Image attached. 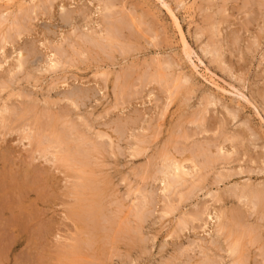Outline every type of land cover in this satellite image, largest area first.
<instances>
[{"label": "rangeland", "instance_id": "1", "mask_svg": "<svg viewBox=\"0 0 264 264\" xmlns=\"http://www.w3.org/2000/svg\"><path fill=\"white\" fill-rule=\"evenodd\" d=\"M14 1L0 2V83H7L4 89L0 85V110L8 107L24 112L33 106L34 113L19 121V117L14 119L11 127L17 129L4 137L0 135V170L5 164L2 175L14 177L32 169L43 172L40 177L48 176L49 181L35 185L38 187L30 185L32 191L26 195L28 198L10 197L14 203L10 200L9 209L0 220V264H196L203 262L204 249L219 264H232L223 237L214 231L220 221H212L208 216L213 213L215 217L218 210L228 215L242 214L246 226L255 230L258 240L254 246L248 245L250 254L246 264H264V213L255 199L242 195L245 188L264 189V0ZM66 14H71L70 22L63 24L61 17ZM109 34L120 39L115 47L108 49L107 41L101 39ZM88 37L98 39L100 46H93L96 44L89 43ZM53 55L60 61L59 69L50 67ZM21 56L25 66L18 68ZM154 64H160L174 84L153 81L158 67ZM125 75L130 76L129 88L120 86L124 85ZM73 91L86 94L78 99V109L66 98ZM52 117L59 129L73 127L89 143L106 146L104 152L101 149L91 154V165L82 174L84 180L77 177L81 175L78 164L46 162L38 151L35 153V144L30 146L27 140H22L18 129L25 122L32 129L42 131ZM117 127L124 130L125 138L118 139ZM99 134L105 136L96 138ZM139 140L144 142L141 144ZM137 146L144 152L134 155ZM163 153L188 160L183 162L188 172L183 179L187 181L165 192L160 174ZM189 160L196 161V169L191 168ZM85 179L95 181L98 195L95 197V193L83 190L85 203L100 197L104 206L103 215L98 216L96 223L90 219L77 221L70 215L80 198L76 197L75 185ZM36 188L41 189L35 192ZM138 188L145 191L150 210L154 208L141 226L135 217L137 208H131ZM141 201L134 202L140 206ZM167 206L174 210L164 216L162 212ZM194 214L201 218L191 223L189 217ZM182 217L189 223L187 226H183ZM14 218L19 219L18 223H7ZM135 231L137 236L133 235ZM214 243L221 246L222 252Z\"/></svg>", "mask_w": 264, "mask_h": 264}, {"label": "bare ground", "instance_id": "2", "mask_svg": "<svg viewBox=\"0 0 264 264\" xmlns=\"http://www.w3.org/2000/svg\"><path fill=\"white\" fill-rule=\"evenodd\" d=\"M15 1H18V0H15ZM14 1V2H15ZM34 1V0H33ZM36 1V0H35ZM46 1V0H45ZM121 1V0H120ZM223 1V0H222ZM259 1V0H258ZM0 2H1V0H0ZM13 2V1H12ZM19 2H21V1H19ZM22 2H23V0H22ZM31 2H32V0H31ZM41 2V1H40ZM218 2V1H217ZM226 2V1H225ZM253 2V1H252ZM11 3V2H10ZM33 3V2H32ZM48 3V2H47ZM209 3V2H208ZM219 3V2H218ZM251 3V2H250ZM9 4V3H8ZM15 3H13V5H14ZM50 4V3H49ZM253 4V3H252ZM12 5V6H13ZM18 5V4H17ZM21 5H23V4H21ZM34 5V4H33ZM46 5V4H45ZM111 5V4H110ZM166 5V4H165ZM9 6V5H8ZM7 6V7H8ZM11 6V5H10ZM9 6V7H10ZM12 6H11V8H12ZM19 6V5H18ZM24 6V5H23ZM30 6V5H29ZM113 6V5H112ZM245 6V5H244ZM255 6V5H254ZM259 6V5H258ZM6 7V6H5ZM4 7V9H6ZM22 7V6H21ZM20 7V8H21ZM181 7V6H180ZM216 7V6H215ZM41 8V7H40ZM111 8V7H110ZM208 8V7H207ZM212 8V7H211ZM18 9V8H17ZM48 9V8H47ZM225 9V8H224ZM245 9V8H244ZM259 9V8H258ZM261 9H262V7H261ZM19 10V9H18ZM34 10V9H33ZM46 10V9H45ZM210 10H212V9H210ZM217 10V9H216ZM260 10V9H259ZM9 11V10H8ZM31 11H32V9H31ZM35 11V10H34ZM122 11H124V10H122ZM225 11H226V9H225ZM0 12H2V11H0ZM20 12H21V10H20ZM81 12V11H80ZM248 12V11H247ZM35 13V12H34ZM73 13V12H72ZM124 13V12H123ZM212 13V12H211ZM221 13V12H220ZM2 14V13H1ZM12 14V13H11ZM217 14V13H216ZM222 14V13H221ZM13 15V14H12ZM16 15V14H15ZM61 15V14H60ZM71 15V14H70ZM70 15L69 14H66V15H64V16H62L61 17V19H62V23L63 24H67L68 22H70L69 21V19H70ZM75 15V14H74ZM84 15V14H83ZM130 15V14H129ZM135 15V14H134ZM2 16V15H1ZM9 16V15H8ZM55 16V15H54ZM76 16H78V15H76ZM15 17H17V16H15ZM73 17V16H72ZM75 17V16H74ZM212 17V16H211ZM5 18V17H4ZM20 18V17H19ZM142 18V17H141ZM224 18V17H223ZM74 19V18H73ZM174 20L176 21V25H178V27L180 28V26H179V23H178V21H177V19L174 17ZM209 20V19H208ZM210 20H212L213 21V19H210ZM224 20V19H223ZM24 21V20H23ZM76 21H77V19H76ZM120 21V20H119ZM123 21H124V19H123ZM72 22V21H71ZM127 22V21H126ZM134 23H135V21H133ZM220 22H222L221 20H220ZM223 22H225V21H223ZM8 23V22H7ZM73 23V22H72ZM134 23H132V24H134ZM1 24V23H0ZM3 24H4V22H3ZM139 24H140V22H139ZM139 24H137V25H139ZM210 24H212V23H210ZM15 25V24H14ZM62 25V24H61ZM88 25V24H87ZM121 25H123V22H122V24ZM1 26V25H0ZM6 26H7V24H6ZM29 26V25H28ZM127 26V25H126ZM136 26V25H135ZM10 28H11V26H10ZM19 28H21V27H19ZM47 28V27H46ZM68 28V27H67ZM106 28V27H105ZM112 28H113V26H112ZM112 28L110 29L111 31H112ZM216 28V27H215ZM27 29V28H26ZM104 29V28H103ZM205 29V28H204ZM4 30V29H3ZM14 30V29H13ZM20 30V29H19ZM79 30V29H78ZM127 30V29H126ZM138 30H140V29H138ZM180 30V29H179ZM76 31V30H75ZM101 31V30H100ZM130 31V30H129ZM134 31V30H133ZM136 31V30H135ZM8 32V31H7ZM19 32V31H18ZM81 32V31H80ZM88 32V31H87ZM87 32H84V33H87ZM106 32V31H105ZM113 32H116L115 31V28H114V31ZM113 32H112V35H113ZM118 32H120V31H118ZM141 32V30L139 31V33ZM247 32V31H246ZM76 33V32H75ZM213 33V32H212ZM215 33V32H214ZM21 34V33H20ZM96 34V33H95ZM104 34V33H103ZM108 34V33H107ZM121 34V33H120ZM125 34V33H124ZM127 34V33H126ZM133 34V33H132ZM136 34V33H135ZM143 34V33H142ZM156 34V33H155ZM218 34V33H217ZM220 34V33H219ZM6 35V34H5ZM70 35V34H69ZM74 35H76V34H74ZM137 35V34H136ZM19 36V35H18ZM79 36H81L80 34H79ZM79 36H78V39H79ZM84 36V35H83ZM114 36H116V35H114ZM114 36H111V34H109V35H107V37L105 36V38H103V39H101V40H104V42L105 41H107V43L108 44H106V45H108V49H109V47H115L117 44L116 43H118L119 41V39H117L116 37H114ZM126 36H128V35H126ZM144 36V35H143ZM157 36V35H156ZM159 36V35H158ZM212 36V35H211ZM215 36V35H214ZM219 36V35H218ZM8 37V36H7ZM13 37V36H12ZM73 37V36H72ZM94 37V36H93ZM95 37H97V36H95ZM118 37V36H117ZM137 37V36H136ZM232 37V36H231ZM10 38V37H9ZM8 38V39H9ZM67 38V37H66ZM99 38H101V37H99ZM123 38V37H122ZM128 38V37H127ZM133 38V37H132ZM137 38H139V37H137ZM145 38H147L146 36H145ZM7 39V40H8ZM88 40H89V43H94V44H96V45H93V46H100V44H99V41H98V39H97V41H96V39H94V38H92V37H88L87 38ZM130 39V38H129ZM231 39V38H230ZM3 40V39H2ZM5 40V39H4ZM63 40L64 39H62V42H63ZM67 40V39H66ZM84 41H85V38L83 39ZM123 40H124V38H123ZM125 40H126V38H125ZM150 40V39H149ZM235 40V39H234ZM8 41H10V40H8ZM61 41V40H60ZM120 41H122V40H120ZM131 42L133 41V39L132 40H130ZM135 41H137V40H135ZM209 41V40H208ZM217 41V40H216ZM227 41V40H226ZM257 41V40H256ZM66 42V41H65ZM72 42V41H71ZM97 42V43H96ZM103 42V41H102ZM126 42V41H125ZM254 42V41H253ZM258 42V41H257ZM6 43H8V42H6ZM70 43V42H69ZM83 43V42H82ZM134 43V42H133ZM1 44V43H0ZM84 44V43H83ZM120 44V43H119ZM132 44V43H131ZM154 44V43H153ZM158 44V43H157ZM230 44V43H229ZM233 44V43H232ZM235 44V43H234ZM74 45V44H73ZM120 45H122V43L120 44ZM124 45V44H123ZM128 45V47L130 46V44H127ZM127 45L125 46V47H127ZM212 45V44H211ZM251 45V44H250ZM105 46V45H104ZM153 46H155V45H153ZM235 46V45H234ZM259 46V45H258ZM4 47V46H3ZM59 47V46H58ZM74 47H76V46H74ZM73 47V48H74ZM106 48H107V46H105ZM132 47V46H131ZM189 47V46H188ZM220 47V46H219ZM224 47V46H223ZM229 47V46H228ZM257 47V46H256ZM2 48V47H1ZM78 48V47H77ZM110 48V49H111ZM123 48H124V46H123ZM209 48V47H208ZM255 48V47H254ZM20 49V48H19ZM64 49V48H63ZM70 49V48H69ZM88 49V48H87ZM103 49V48H102ZM216 49H218V45L216 46ZM231 49V48H230ZM235 49V48H234ZM248 49V48H247ZM259 49V48H258ZM62 50V49H61ZM83 50H85V49H83ZM82 50V51H83ZM94 50V49H93ZM100 50V49H99ZM256 50H257V48H256ZM21 51V50H20ZM88 51H90L89 49H88ZM96 51V50H95ZM104 51V50H103ZM111 51H112V49H111ZM118 51V50H117ZM133 51V50H132ZM214 51V50H213ZM215 51H217V50H215ZM214 51V52H215ZM53 52V51H52ZM63 52V51H62ZM70 52V51H69ZM77 52V51H76ZM75 52V53H76ZM101 52H102V50H101ZM119 52V51H118ZM121 52V51H120ZM119 52V53H120ZM124 52V51H123ZM122 52V53H123ZM126 52V51H125ZM128 52V51H127ZM134 52V51H133ZM140 52V51H139ZM210 52V51H209ZM219 52V51H218ZM29 53V52H28ZM78 53H80V51H78ZM83 53V52H82ZM96 53V52H95ZM104 53H106L105 51H104ZM115 53V52H114ZM118 53V54H119ZM132 53V52H131ZM225 53V52H224ZM240 53V52H239ZM58 54V53H57ZM98 54V53H97ZM116 54V53H115ZM125 54V53H124ZM35 55V54H34ZM37 55V54H36ZM122 55L123 54H121V57H122ZM128 55V54H127ZM126 55V56H127ZM77 56V55H76ZM100 56H102V55H100ZM104 56H106V55H104ZM124 56V55H123ZM125 56V57H126ZM6 57V56H5ZM92 57V56H91ZM114 57H115V55H114ZM136 57V56H135ZM4 58V57H3ZM52 58H54L53 60H52V65L50 66L51 68H57V66L60 64V61H58L57 59H56V55H53V57ZM89 58V57H88ZM224 58V57H223ZM16 59H17V57H16ZM21 59H22V56H21V58L19 59L18 58V64H17V66H18V68H22L23 66H25L24 64H23V61H21ZM40 59V58H39ZM47 59H48V57H47ZM56 59V60H55ZM105 59V58H104ZM111 59V58H110ZM109 59V61H111ZM112 59H113V56H112ZM114 59H116V58H114ZM113 59V60H114ZM153 59V58H152ZM5 60V59H4ZM65 60V59H64ZM69 60V59H68ZM74 60V59H73ZM225 60V59H224ZM36 61H38V60H36ZM88 61H90L89 59H88ZM94 61V60H93ZM154 61V60H153ZM214 61V60H213ZM6 62V61H5ZM17 62V61H16ZM39 62V61H38ZM103 62V61H102ZM123 62V61H122ZM149 63H150V61H148ZM172 62V61H171ZM224 62V61H223ZM26 63V62H25ZM44 63V62H43ZM64 63V62H63ZM71 63V62H70ZM81 63V62H80ZM96 63V62H95ZM130 63H132L133 64V62H130ZM153 63H155V62H153ZM163 63V62H162ZM72 64V63H71ZM97 64V63H96ZM105 64V63H104ZM143 64V63H142ZM156 64V63H155ZM154 64V65H155ZM161 64V63H160ZM160 64H157V65H155V66H158L157 68H156V70H155V74H154V77L152 78L153 79V81H155V82H157V83H159V82H164V83H166V81L168 82H172L173 84H174V82H173V80L172 79H170V77H169V75H167V74H165V72H164V70H163V67L160 65ZM172 64V63H171ZM170 64V65H171ZM227 64V63H226ZM63 65V64H62ZM74 65V64H73ZM98 65H99V63H98ZM97 65V66H98ZM112 65V64H111ZM145 65V64H144ZM173 65V64H172ZM224 65V64H223ZM1 66H2V64H1ZM16 66V67H17ZM42 66V65H41ZM47 66V65H46ZM61 66V65H60ZM72 66V65H71ZM138 66V65H137ZM150 66V65H149ZM10 67V66H9ZM14 67V66H13ZM69 67V66H68ZM112 67V66H111ZM117 67V66H116ZM124 67V66H123ZM129 67V66H128ZM141 67V66H140ZM139 67V68H140ZM25 68H27V67H25ZM34 68V67H33ZM47 68V67H46ZM77 68V67H76ZM113 68V67H112ZM115 68V67H114ZM136 68V67H135ZM134 68V69H135ZM144 68H145V66H144ZM149 68V67H148ZM165 68V67H164ZM168 68V67H167ZM172 68H174V67H172ZM10 69V68H9ZM17 69V68H16ZM48 69H50V68H48ZM57 69H59V68H57ZM68 69V68H67ZM74 69V68H73ZM150 69V68H149ZM148 69V70H149ZM19 70V69H18ZM17 70V71H18ZM31 70H33V69H31ZM36 70V69H35ZM110 70V69H109ZM153 70V69H152ZM169 70V69H168ZM62 71V70H61ZM125 71H127V70H125ZM147 71V70H146ZM150 71V70H149ZM173 71V70H172ZM41 72V71H40ZM131 72V71H130ZM129 72V73H130ZM133 72H135V71H133ZM234 72V71H233ZM4 73V72H3ZM45 73H47V72H45ZM124 73V72H123ZM127 73V72H126ZM142 73V72H141ZM144 73V72H143ZM147 73V72H146ZM146 73H144V74H146ZM167 73V72H166ZM5 74V73H4ZM104 74V76H107L105 73H103ZM102 74V75H103ZM125 74V73H124ZM174 74V73H173ZM6 75V74H5ZM26 75V74H25ZM132 75H134L133 73H132ZM28 76H30V75H28ZM40 76V75H39ZM65 76V75H64ZM124 76V75H123ZM126 76V75H125ZM150 76V75H149ZM149 76H147V77H149ZM173 76V75H172ZM66 77V76H65ZM145 77V76H144ZM169 77V78H168ZM117 78V77H116ZM119 78V77H118ZM117 78V79H118ZM124 78V77H123ZM132 78V77H131ZM176 78V77H175ZM179 79H181L180 77H178ZM184 78H186V77H184ZM2 79V78H1ZM29 79V78H28ZM120 79V78H119ZM118 79V80H119ZM138 79V78H137ZM140 79V78H139ZM150 79V78H149ZM29 80H31V79H29ZM36 80V79H35ZM65 80V79H64ZM132 80V79H131ZM185 80V79H184ZM34 81V80H33ZM123 83H124V85L123 84H119L120 86H123L124 88H127L128 87V84L129 85H131L130 84V76H126V78H124L123 80ZM133 81V80H132ZM137 81V80H136ZM135 81V82H136ZM29 82V81H28ZM104 82H106V81H104ZM117 82V81H116ZM138 82H140V81H138ZM152 82V81H151ZM188 82V81H187ZM186 82V83H187ZM192 82V81H191ZM114 83H115V81H114ZM146 83V82H145ZM185 83V84H186ZM7 83H0V85L2 86V88L4 89V85H6ZM14 84V83H13ZM177 84V83H176ZM8 85H10V84H8ZM7 85V86H8ZM117 85V84H116ZM119 85H118V87H119ZM155 85V84H154ZM167 85V84H166ZM171 85V84H170ZM190 85V84H189ZM0 86V87H1ZM7 86H5V87H7ZM13 86V85H12ZM65 86V85H64ZM73 86V85H72ZM75 86V85H74ZM133 86V85H132ZM175 86V85H174ZM177 86V85H176ZM117 87V86H116ZM131 87V86H130ZM164 87V86H163ZM191 87H192V85H191ZM195 87V86H194ZM14 88V87H13ZM12 88V89H13ZM106 88V87H105ZM129 88V87H128ZM134 88V87H133ZM132 88V89H133ZM140 88V87H139ZM177 88V87H176ZM2 89V90H3ZM10 89V88H9ZM116 89V88H115ZM168 89V88H167ZM178 89H179V87H178ZM7 90V89H6ZM71 90V89H70ZM76 90V89H75ZM79 90H80V88H79ZM87 90V89H86ZM85 90V91H86ZM124 89H122V92L121 93H123L124 91H123ZM184 90V89H183ZM179 91V90H178ZM86 92H88V91H86ZM97 92V91H96ZM182 92H184V91H182ZM185 92H187V90L185 91ZM189 92V91H188ZM89 93V92H88ZM119 93V92H118ZM28 94V93H27ZM114 94H115V92H114ZM170 94V93H169ZM172 94V93H171ZM183 94V93H182ZM10 95V94H9ZM32 95V94H31ZM68 95L69 96H66V98H67V100L68 101H70V103L72 104V105H74L75 107H77V109H78V99L81 97V96H83V97H85L86 96V94L85 93H81V92H72V93H68ZM122 95V94H121ZM173 95H174V92H173ZM175 95H176V93H175ZM185 95V94H184ZM29 96V95H28ZM93 96V95H92ZM97 96V95H96ZM12 97V96H11ZM30 97V96H29ZM120 97V96H119ZM125 97V96H124ZM152 97V96H151ZM65 98V99H66ZM123 98V97H122ZM9 99V98H8ZM14 99V98H13ZM208 99V98H207ZM169 100H170V96H169ZM168 100V101H169ZM174 100V99H173ZM217 101V100H216ZM18 102V101H17ZM171 102V101H170ZM36 103V102H35ZM46 103V102H45ZM215 103V102H214ZM41 104V103H40ZM48 104V103H47ZM173 104V103H172ZM186 104V103H185ZM204 104L206 105V103L204 102ZM13 105V104H12ZM51 105V104H50ZM56 105V104H55ZM118 105V104H117ZM184 105V104H183ZM203 105V104H202ZM216 105V104H215ZM214 105V106H215ZM11 106V105H10ZM54 106V105H53ZM204 106V105H203ZM20 107V106H19ZM180 107V106H179ZM13 108V107H12ZM24 108H26V107H24ZM44 108V107H43ZM182 108V107H181ZM204 108V107H203ZM45 109V108H44ZM81 109V108H80ZM165 109V108H164ZM201 110H203V109H201ZM208 110V109H207ZM1 111V110H0ZM82 111V110H81ZM165 111V110H164ZM204 111H206L205 110V108H204ZM32 113H34V107L33 106H29L24 112L23 111H19V112H15L14 110H10L8 107H3V109H2V111L0 112V130H4V133H2L1 131H0V135L1 136H5L6 135V133H9V132H11V131H13L14 129H17V128H12L11 127V125L13 124V122H15V120L14 119H18V117H19V119L17 120V121H19V120H22V118L23 117H26V116H28V114L29 115H31ZM80 113V112H79ZM65 115V114H64ZM67 115V114H66ZM60 116V115H59ZM137 116V115H136ZM235 116H236V114H235ZM29 117V116H28ZM57 117V116H56ZM67 118V117H66ZM47 119V118H46ZM61 118H59V121H61L60 120ZM48 120H49V118H48ZM203 120V119H202ZM57 120H55L53 117L52 118H50V120H49V122L48 123H46L47 125L45 126V130H42L41 131V129H40V131H38V129L37 128H35V129H32V127H31V124H30V126H29V124L27 123L26 124V122L25 121H22V122H25L22 126H20V128L18 129V132H21L22 133V140H27L28 142H29V145L31 146V145H33V144H35L36 146H37V150H35V153H36V151H38L39 152V154H40V157L41 158H44L45 159V161L46 162H49V163H51V162H53V164H66V163H75V164H78L79 166H80V169H79V171H78V173H81V175L79 176V175H77V177L79 178V179H82L83 178V180H84V177H82V174H84L85 173V168H87L89 165H91V159H90V156H91V154L92 153H99L100 151H101V149H102V151L104 152L105 150H103L104 148L103 147H106L103 143V145H100V143L99 144H97V143H89V139L87 140L86 139V136H84V135H82V134H79L73 127H72V129L70 128V127H67V128H63V129H59L58 128V124H57V122H56ZM70 122V121H69ZM127 122H128V120H127ZM131 122V121H130ZM115 123V122H114ZM139 123H141L140 121H139ZM193 123V122H192ZM63 124H64V122H63ZM72 124V123H71ZM79 124V123H78ZM84 124V123H83ZM61 125V124H60ZM59 125V126H60ZM64 125H66V124H64ZM131 125V124H130ZM63 126V125H62ZM68 126V125H67ZM71 126V125H70ZM74 126V125H73ZM115 126V125H114ZM139 126V125H138ZM33 127H34V125H33ZM35 127H38V125H35ZM39 127H40V125H39ZM66 127V126H65ZM77 127V126H76ZM88 127V126H87ZM42 128V127H41ZM109 128H110V126H109ZM125 128V127H124ZM139 128V127H138ZM158 128V127H157ZM37 129V133H35V135H34V133H33V131L34 132H36L35 130ZM43 129H44V127H43ZM116 129V128H115ZM114 129V130H115ZM47 130H49V131H47ZM93 130V129H92ZM91 130V131H92ZM128 130H129V128H128ZM89 131V130H88ZM116 132H117V134H118V139H122L123 137H124V130L123 129H121V128H119V127H117V130H115ZM135 131V130H134ZM46 132H49L48 134H46ZM90 133H92V132H90ZM101 133V132H100ZM104 133V132H103ZM12 134V133H11ZM45 134V135H44ZM87 134H89V133H87ZM86 134V135H87ZM134 134V133H133ZM103 135L104 134H99L98 136H96V138H102L103 137ZM135 135V134H134ZM249 135V134H248ZM19 136V137H20ZM74 136H75V138H74ZM89 136V135H88ZM105 136V135H104ZM107 136V135H106ZM130 136V135H129ZM241 136H243L242 134H241ZM73 137V138H72ZM91 137H93V136H91ZM244 137V136H243ZM87 138H89V137H87ZM117 138V137H116ZM125 138V137H124ZM138 138V137H137ZM241 138V137H240ZM233 139V138H232ZM94 140V139H93ZM110 140V139H109ZM186 140H187V138H186ZM233 140H235V139H233ZM113 141V140H112ZM225 141V140H224ZM96 142V141H95ZM98 142V141H97ZM106 142V141H105ZM142 142H144V141H140L139 140V143H141L142 144ZM132 143V142H131ZM221 143H222V141H221ZM225 143V142H224ZM234 144V143H233ZM118 145V144H117ZM116 145V146H117ZM121 145V144H120ZM209 145V144H208ZM215 145V144H214ZM238 145V144H237ZM147 146V145H146ZM144 147V146H143ZM234 147V146H233ZM30 148H32V147H30ZM110 148V147H109ZM119 148V147H118ZM195 148H197V147H195ZM216 148V147H215ZM192 149V148H191ZM221 150H224V149H221ZM220 150V151H221ZM165 151V150H164ZM191 151V150H190ZM195 151V150H194ZM226 151V150H225ZM224 151V152H225ZM244 151V150H243ZM144 152V149L143 148H141L140 146H137V148H136V150L134 151V155H139V154H142ZM169 152V151H168ZM200 152V151H199ZM204 152V151H203ZM227 152V151H226ZM229 152H231V151H229ZM234 152V151H233ZM182 153V152H181ZM205 153V152H204ZM5 154V153H4ZM164 155H162V170H160V174L163 176L162 177V179H161V181L164 183V192L165 191H168L173 185H176L177 183H180L181 181H183V180H185V179H183V177L184 176H187L188 175V172L187 171H185V166L183 165V162H188V160H178V159H175L174 157L172 158V157H169V155H167V154H165V153H163ZM231 154H233L232 152H231ZM105 155V154H104ZM108 155V154H107ZM198 155V154H197ZM196 155V156H197ZM227 155V154H226ZM159 156V155H158ZM199 156V155H198ZM232 156V155H231ZM39 157V158H40ZM189 157H191V156H189ZM226 157V156H225ZM144 158V157H143ZM194 158H195V156H194ZM197 158V157H196ZM198 158H200V156L198 157ZM224 158V157H223ZM190 159H192V158H190ZM221 159V158H220ZM229 159V158H228ZM2 160H6V158L5 157H3L2 158ZM216 160V159H215ZM230 160V159H229ZM102 161H104V160H102ZM194 160H189V162L193 165L191 168H193V169H196V164H195V162H193ZM200 161V160H199ZM210 161H212V160H210ZM227 162V161H226ZM208 163H210V162H208ZM95 165V164H94ZM93 165V166H94ZM186 165V164H185ZM198 165V164H197ZM3 166V168H2V170H0V220L2 219V217L5 215V213H6V211H8V209H9V203H11L10 202V197H13L14 195H16L17 196V198L19 199V200H21L22 198H24L27 194L29 195V192L30 191H32V188H33V185L35 186V185H38V183H42V184H46L48 181H49V179L47 178L48 176H42V178L40 177L41 175L40 174H43V172H41V170H40V172L41 173H39L38 171H36V170H32V169H28L27 170V172H26V174L25 175H22L21 174V176L19 175V176H16V175H13L14 177H12V176H10V174H9V176H4V175H2V174H4V172L6 171V165L4 164V165H2ZM55 166V165H54ZM64 166V165H63ZM63 166H61V167H63ZM201 166V165H200ZM66 167V166H65ZM74 167V166H73ZM138 167V166H137ZM227 167V166H226ZM54 168V167H53ZM68 168V167H67ZM153 168V167H152ZM160 168V167H159ZM198 168V167H197ZM201 168V167H200ZM58 169V168H57ZM92 170H94V168H91ZM100 169H102V168H100ZM156 169V168H155ZM154 169V170H155ZM151 170V169H150ZM205 170V169H204ZM8 171V170H7ZM139 171H141L140 169H139ZM9 172V171H8ZM90 172V171H89ZM77 173V172H76ZM109 173V172H108ZM158 173V172H157ZM195 173V172H194ZM225 173V172H224ZM6 174H7V172H6ZM86 174V173H85ZM107 174V173H106ZM139 174V173H138ZM137 174V175H138ZM140 174H143L142 172L140 173ZM93 175V174H92ZM102 175V174H101ZM108 175V174H107ZM197 175V174H196ZM76 176V175H75ZM96 176V175H95ZM169 176L170 177H172V179H169ZM102 177V176H101ZM139 177V176H138ZM150 177V176H149ZM108 178V177H107ZM110 178H111V176H110ZM145 178V177H144ZM69 179V178H68ZM78 179V180H79ZM150 180V179H149ZM157 180V179H156ZM159 180H160V178H159ZM203 180V179H202ZM144 181V180H143ZM185 181H187V180H185ZM184 181V182H185ZM217 181V180H216ZM128 182V181H127ZM157 182V181H156ZM191 182V181H190ZM147 183V182H146ZM204 183V182H203ZM216 183V182H215ZM224 183V182H223ZM76 184V183H75ZM136 184V183H135ZM219 184V183H218ZM217 184V185H218ZM30 185H32V188L30 187ZM108 185V184H107ZM113 185V184H112ZM215 185V184H214ZM197 186V185H196ZM35 187H38V186H35ZM139 187V186H138ZM151 187V186H150ZM182 187V186H181ZM118 188V187H117ZM26 189H28L27 191H24V190H26ZM39 189H41V188H36V190H35V192H37V191H39ZM130 189V188H129ZM34 190V189H33ZM75 192H76V197H80L79 199H78V201H77V207L75 208V209H73V211L71 212V214L70 215H72L73 217H75L76 219H77V221H82V220H86V219H90V221L92 222H97V221H95L97 218H98V216L100 215V214H102L101 212L102 211H104V206H102V203L100 202V200H99V198H98V200L97 199H93V200H91V198L89 199V201H90V203H88V204H86L85 203V201H87V200H85L82 196V191L83 190H88V192L90 191L92 194L93 193H95L94 195H95V197H97L96 196V192H97V189L95 188V181H93V180H91V179H85V182H82V180H81V183H79V184H76L75 185ZM190 190V189H189ZM192 190H194V189H192ZM192 190H190L191 192H192ZM103 191V190H102ZM130 191V190H129ZM161 191V190H160ZM101 192V191H100ZM154 192V191H153ZM199 192V191H198ZM18 193V194H17ZM136 193H137V195H136V197L134 198V199H132V209H134V207L135 208H137L136 210V213H135V217H136V219L140 222V226H141V223H144L145 222V220H148L147 218L148 217H150V216H148V215H150V214H148V212L149 211H152V210H154V208H152L151 210H150V208L151 207H148V200H147V196H146V194H145V191L144 190H142V189H137L136 190ZM163 193V192H162ZM172 193V192H171ZM194 193V192H193ZM200 193V192H199ZM32 194V193H31ZM44 194V193H43ZM46 194V193H45ZM134 194V193H133ZM192 194V193H191ZM212 194L213 193H211V196H212ZM215 194H216V192H215ZM232 194V193H231ZM36 195V194H35ZM113 195V194H112ZM175 195V194H174ZM186 195H187V193H186ZM217 195H218V193L216 194V197H217ZM221 195V194H220ZM242 195L243 196H247V197H250V198H253V199H255L257 202H258V206L261 208V210L263 211V213H264V189H262V190H257V189H250V188H245L243 191H242ZM47 196V195H46ZM100 196V195H99ZM231 196V195H230ZM31 197V196H30ZM40 197H42V196H40ZM94 197V196H93ZM129 197V196H128ZM167 197V196H166ZM184 197V196H183ZM182 197V198H183ZM219 197V196H218ZM26 198H28L27 196H26ZM131 198V197H130ZM129 198V199H130ZM214 198H215V196H214ZM220 198V197H219ZM88 199V198H87ZM216 199V198H215ZM218 199V198H217ZM221 199V198H220ZM235 199V198H234ZM17 200V199H16ZM113 200V199H112ZM136 200H138V201H140V200H142L141 201V203H140V206H138L137 204H135V202L134 201H136ZM12 202H13V200H11ZM107 201V200H106ZM173 201V200H172ZM217 201H219V199L217 200ZM223 201V200H222ZM16 202V201H15ZM18 202V201H17ZM24 202V201H23ZM169 202H171L170 200H169ZM189 202V201H188ZM220 202V201H219ZM241 202H243V201H241ZM14 203V202H13ZM76 203V202H75ZM173 203V202H172ZM244 203H245V201H244ZM23 204V203H22ZM109 204H111V203H109ZM226 204V203H225ZM251 204H253V203H251ZM18 205H20V203L18 204ZM157 205V204H156ZM171 205V204H170ZM181 205V204H180ZM17 206V205H16ZM113 206V205H112ZM14 207V206H13ZM114 207V206H113ZM182 207V206H181ZM255 207H256V205H255ZM16 208V207H15ZM17 208H18V206H17ZM115 208V207H114ZM149 208V209H148ZM177 208V207H176ZM243 208V207H242ZM247 208V207H246ZM253 208V207H252ZM237 209V208H236ZM15 210V209H14ZM18 210V209H17ZM117 210V209H116ZM122 210V209H121ZM130 209H128V211H129ZM173 207H171V206H167V207H165V209H163V215L164 216H168V214H170V213H173ZM253 210V209H252ZM251 210V211H252ZM258 210V209H257ZM19 211H20V209H19ZM23 211V210H22ZM178 211V210H177ZM219 211V210H218ZM216 212L217 214H215V217H213V213L211 214H208V216H210V218H211V220L213 221L214 219L216 220V222L217 221H220L219 222V224L217 223V225L216 226H214L215 227V229H214V231L216 232V233H220V236H222L223 237V239H224V242H225V244H226V246H227V249H226V251H227V253H228V256H230V258L232 257V264H246V258H247V256H248V254H250V251L248 250V245H250V246H254L255 245V243H256V241H258L257 240V236L255 235V230L254 229H252L251 227H247L246 226V224H245V222H244V219H243V216H242V214L240 213V212H235V213H231V214H227L226 212H224V211H219V212ZM254 211V210H253ZM159 212V211H158ZM198 212V211H197ZM123 213V212H122ZM155 213V212H154ZM206 213V212H205ZM260 213V212H259ZM263 213H262V215H263ZM126 214V213H125ZM175 214V213H174ZM191 214H193V213H191ZM257 214V213H256ZM13 215V213H11V216ZM29 215V214H28ZM103 215V214H102ZM101 215V216H102ZM107 216V215H106ZM112 216V215H111ZM117 216V215H116ZM119 216V215H118ZM133 216V215H132ZM131 216V217H132ZM174 216V215H173ZM30 217H32V216H30ZM30 217H28V220L27 221H29V219H31ZM34 217V216H33ZM120 217V216H119ZM191 217V218H190ZM189 217V219L191 220V223L193 222V223H195L196 221H198V220H200V218H199V216H197V215H192V216H190ZM169 218V217H168ZM68 219V218H67ZM99 219H100V217H99ZM103 219V218H102ZM135 219V220H136ZM165 219V218H164ZM18 218H14V219H10V220H7V223H8V221L9 222H11V223H18ZM66 220V219H65ZM75 220V219H74ZM134 220V219H133ZM181 221L183 220V217H182V219H180ZM186 220V219H185ZM185 220H183L184 221V223H183V221H182V223H183V226H187V224H189L188 222H185ZM187 221V220H186ZM246 221V220H245ZM4 222V221H3ZM6 222V221H5ZM23 222V221H22ZM73 222V221H72ZM75 222V221H74ZM83 222V221H82ZM87 222V221H86ZM147 222V221H146ZM180 222V221H179ZM215 222V223H216ZM247 222V221H246ZM27 223V222H26ZM89 223V222H88ZM181 223V224H182ZM190 223V224H191ZM254 223V222H253ZM4 224V223H3ZM2 224V225H3ZM23 224V223H22ZM87 224V223H86ZM92 224V223H91ZM98 224V223H97ZM139 224V223H138ZM180 224V225H181ZM7 225V224H6ZM5 225V226H6ZM112 225V224H111ZM205 226L207 225V222H205V224H204ZM88 226V225H87ZM86 226V227H87ZM96 226V225H95ZM143 226V225H142ZM178 226V225H177ZM183 226H179V227H183ZM194 226V225H193ZM192 226V227H193ZM117 227V226H116ZM122 227V226H121ZM191 227V228H192ZM200 227H201V225H200ZM99 228V227H98ZM113 228V227H112ZM124 228V227H123ZM185 228H187V227H185ZM91 229H92V227H91ZM100 229V228H99ZM188 229V228H187ZM19 230V229H18ZM39 230H41V229H39ZM101 230V229H100ZM99 230V231H100ZM124 230V229H123ZM139 230H141L140 228H139ZM174 230V229H173ZM181 230V229H180ZM184 229H182V231H183ZM186 230V229H185ZM192 230V229H191ZM196 230V229H195ZM257 230V229H256ZM48 231V230H47ZM108 231H110V230H108ZM127 231V230H126ZM132 231V230H131ZM138 231V230H137ZM137 231H135L134 232V234L133 235H135V236H137V234H138V232ZM177 231V230H176ZM128 232V231H127ZM11 233V232H10ZM41 233H43V232H41ZM71 233V232H70ZM99 233V232H98ZM114 233V232H113ZM173 233V232H172ZM171 233V234H172ZM177 233V232H176ZM181 233V232H180ZM183 233V232H182ZM140 234V233H139ZM260 234V233H259ZM258 234V235H259ZM12 235V234H11ZM73 235V234H72ZM109 235H111V234H109ZM130 235V234H129ZM63 236V235H62ZM198 236V235H197ZM217 236V235H216ZM219 236V237H220ZM46 237V236H45ZM66 237H68V236H66ZM77 237V236H76ZM86 237V236H85ZM69 238V237H68ZM90 238V237H89ZM181 238V237H180ZM67 239V238H66ZM78 239H79V237H78ZM108 239V238H107ZM178 239V238H177ZM219 239V238H218ZM221 239V238H220ZM219 239V240H220ZM113 240V239H112ZM136 240V239H135ZM147 240V239H146ZM203 240H205V239H203ZM263 240H264V237H263ZM218 241V240H217ZM93 242V241H92ZM117 242V241H116ZM119 242V241H118ZM144 242H145V240H144ZM199 242V241H198ZM211 242V241H210ZM209 242V243H210ZM94 243V242H93ZM120 243V242H119ZM119 243H117V244H119ZM205 243V242H204ZM260 243V242H259ZM92 244V243H91ZM109 244V243H108ZM116 244V243H115ZM120 244H122V243H120ZM207 244V243H206ZM218 244H219V242H218ZM224 244V245H225ZM90 245V244H89ZM93 245H95V244H93ZM110 245V244H109ZM146 245H147V243H146ZM213 245V244H212ZM214 245H215V247H216V249H218V250H220V248L219 247H221V246H218V245H216L215 243H214ZM112 246V245H111ZM142 246V245H141ZM143 246H145V245H143ZM187 246V245H186ZM191 246V245H190ZM225 246V247H226ZM179 247H181V246H179ZM189 247V246H188ZM263 247V246H262ZM114 248V247H113ZM183 248V247H182ZM81 249V248H80ZM86 249V248H85ZM112 250V249H111ZM114 250H115V248H114ZM191 250H193L192 248H191ZM260 250V249H259ZM263 250H264V248H263ZM85 251V250H84ZM148 251V250H147ZM182 251V250H181ZM217 251V250H216ZM221 252H222V250H220ZM110 252H112V251H110ZM127 252V251H126ZM145 252V251H144ZM183 252V251H182ZM188 252V251H187ZM203 252V255H204V260H203V262H201V260L199 261V262H195L196 264H219V261H217L216 259H215V257L214 258H211L210 256H207L205 253V249L202 251ZM218 252V251H217ZM139 253V252H138ZM162 253V252H161ZM82 254V253H81ZM189 254V253H188ZM192 254H195L194 252H192ZM199 255H200V253H198ZM73 256V255H72ZM77 256V255H76ZM99 256V255H98ZM187 256V255H186ZM184 257V256H183ZM80 258V257H79ZM188 258V257H187ZM257 258V257H256ZM262 258V257H261ZM260 258V259H261ZM169 259V258H168ZM171 259V258H170ZM194 259V258H193ZM263 259V258H262ZM108 260V259H107ZM182 260H183V258H182ZM185 260V259H184ZM189 260V259H188ZM224 260V259H223ZM181 261V260H180ZM226 261V260H225ZM257 261V260H256ZM176 262V261H175ZM76 263V262H75ZM161 263V262H160ZM263 263H264V261H263ZM188 264H193L192 262L190 263H188ZM249 264V263H248ZM256 264V263H255Z\"/></svg>", "mask_w": 264, "mask_h": 264}]
</instances>
